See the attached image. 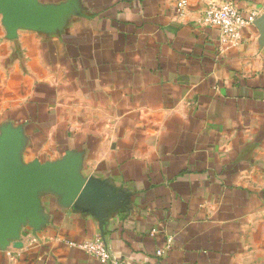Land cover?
Returning <instances> with one entry per match:
<instances>
[{"label":"crops","instance_id":"crops-1","mask_svg":"<svg viewBox=\"0 0 264 264\" xmlns=\"http://www.w3.org/2000/svg\"><path fill=\"white\" fill-rule=\"evenodd\" d=\"M222 1L264 13L20 0L43 14L10 29L0 9L1 172L80 182L37 188L31 216L0 231V264H102L70 244L97 236L121 259L264 264V36L254 21L231 46L202 24Z\"/></svg>","mask_w":264,"mask_h":264},{"label":"water","instance_id":"water-1","mask_svg":"<svg viewBox=\"0 0 264 264\" xmlns=\"http://www.w3.org/2000/svg\"><path fill=\"white\" fill-rule=\"evenodd\" d=\"M0 9L10 29L16 25H28L37 16L43 14V12L29 11L22 7L20 0H0ZM255 24L259 26L260 33L264 36V13L255 21ZM6 151L4 146H0V231L2 234H6L18 220L31 216L36 190L40 185L52 183L67 188L80 184L78 181L59 175L46 166L39 165L27 167L14 176H4L1 170L7 164L3 165ZM15 208H20L21 211L17 213L14 211ZM21 246L22 241L14 244L13 248Z\"/></svg>","mask_w":264,"mask_h":264},{"label":"built area","instance_id":"built-area-1","mask_svg":"<svg viewBox=\"0 0 264 264\" xmlns=\"http://www.w3.org/2000/svg\"><path fill=\"white\" fill-rule=\"evenodd\" d=\"M187 6V0H176L175 8L182 14ZM256 19V12L250 11L244 14L232 1L211 2L203 11L201 23L207 26H215L220 32V38L231 46H237L241 39V30L252 24ZM37 240L33 234L28 236V245L36 243ZM77 245L84 250L90 257L96 259L102 264H158L156 261H134L115 257L108 249L102 237L87 239ZM25 245L22 241V246L6 250L7 257L15 262L20 252ZM163 250L156 251V255H160Z\"/></svg>","mask_w":264,"mask_h":264}]
</instances>
